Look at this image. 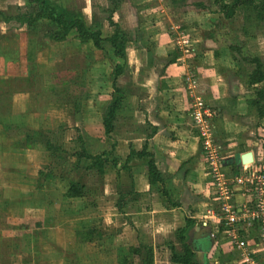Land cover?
<instances>
[{"label":"crops","instance_id":"crops-1","mask_svg":"<svg viewBox=\"0 0 264 264\" xmlns=\"http://www.w3.org/2000/svg\"><path fill=\"white\" fill-rule=\"evenodd\" d=\"M48 1L58 8L59 3L70 5L77 0ZM90 1L82 0L85 5ZM196 2L207 4L202 0H121L113 12L112 19L126 32L128 42L125 70L116 80L123 98L108 135L103 120L115 96L112 80L97 79L101 84L97 91L72 98L69 114L49 116L47 124L42 118L64 104L47 110L39 106L34 82L46 67L38 63L39 53L27 58V26L0 19V94L11 96L10 111L0 120L1 187L9 203L4 209L16 204L19 217L34 221L37 250L32 264H131L136 255L129 249L139 243L153 247L154 264L157 246L164 248L166 264H174L164 245L186 218L193 221L186 236L194 261L247 264L239 261L214 223L213 181L192 125L185 79L192 71L198 81L195 92L217 110L214 127L225 148L223 171L227 174L239 167L240 156L247 151L264 167V128L251 103L256 95L249 74L247 79L238 76L229 47L235 36L247 39L242 29L238 35V26L228 22L239 23L236 16L226 19L215 12L213 0L211 9L196 8ZM127 3L133 9L128 16L120 13ZM125 19L130 21L127 26ZM184 36L190 42L188 54L178 45ZM246 43L264 63L262 45ZM18 97L23 100L21 107L15 103ZM26 116L34 125L27 124ZM8 140L11 143L5 144ZM82 148L93 156L104 153L100 161H108L88 164L80 156ZM142 150L152 156L161 182H150L147 156L129 157L131 151ZM67 154L70 159L65 158ZM111 159H116L115 165ZM236 198L241 200L242 195L236 193ZM98 229L106 234L97 235ZM50 231L62 235L54 239L48 236ZM250 234L254 238L248 241L251 256L255 264H264V242L259 243L254 231ZM175 250L182 253V248Z\"/></svg>","mask_w":264,"mask_h":264},{"label":"rangeland","instance_id":"rangeland-1","mask_svg":"<svg viewBox=\"0 0 264 264\" xmlns=\"http://www.w3.org/2000/svg\"><path fill=\"white\" fill-rule=\"evenodd\" d=\"M190 1L195 2L196 0ZM202 2H206V6L208 7L210 0H202ZM90 3V5H85L82 0L74 1L70 5H62L59 3L57 9L66 18L83 16L84 18L82 19L85 25L97 26L101 29L103 36L110 35L113 31V27L108 25L106 21L108 15L106 8L108 4L105 3V0H91ZM136 3L137 1L135 2V5L140 6V9H142V4ZM29 6L30 4L27 0H0V13H3L4 15H16L21 11H29V9H31ZM130 7L132 8V5L127 3L120 13L123 11V15L128 16L131 9ZM209 7L211 9V6ZM131 11H133V9H131ZM137 13L140 17L145 16L144 12L139 9ZM249 14L251 15V19L250 15H248L242 7H239L235 14L237 18L236 20L239 21V23L232 19L228 21L229 23H235L234 25L238 26V33L236 34L239 35L242 29L246 37L245 39H247L245 41L241 40L240 35L235 36L232 40L236 39V41L229 46L236 55H233L235 60L234 63L237 67L238 76H241L242 79H247L246 75L248 76L253 68L252 65L246 64L243 61V58L254 55L259 56L258 54L251 53L250 49L246 48V42L253 41L254 44L257 45V48H259L260 45L264 48V13L253 11L249 12ZM148 21H153V18L148 19ZM240 22H243V25H241ZM128 23H130L129 19H125L124 24L127 26ZM10 26L16 27L15 24ZM47 27V25H41L39 28H31L28 31L26 38L28 37L29 44L31 41H34L35 44H37L38 47L34 53H39L38 56L40 57L41 62L38 63H41L46 67L45 70L39 72L40 76H38V80L36 79L34 82L35 89L39 91V106L45 107L44 110H47L51 106L56 107L64 104L62 109L54 110L51 114H47L48 116L46 118H42V120L48 124L50 123V121L47 120L49 119V116L58 115L63 117L64 115L69 114L70 109L72 110V104L69 100L78 97L79 95H85L87 91L88 93L91 91H97L101 85L100 82L96 83L98 82L97 79H101L100 81H103L102 79H110L109 73L116 58L107 42L102 44L103 46L101 49H97L91 42H87L86 44H88V48L86 50L85 43L81 44L79 40H77L74 36V31L69 34L67 40L61 42L45 40L42 37V32L46 31ZM49 48H52V51L47 54L46 52ZM106 74H109V76H106ZM72 79L76 81V83H74ZM79 79H89L90 81L87 83L86 80L80 81ZM82 82H84L83 85ZM65 99L68 100L67 103L66 101H63ZM15 101L17 107L22 106L23 100H20L19 97L15 99ZM82 103H86V101L83 100ZM91 103L92 102L89 104L92 105ZM25 120L28 125H34L31 118L28 119L26 116ZM9 143H11V140L5 142V144ZM65 158L70 159L71 155L67 154ZM227 174L231 175V173ZM7 204L9 203L3 196L0 177V264H32V257L35 256L33 253L37 250V245L34 242L36 241L35 235H37L36 229H34V221L27 220L25 217H19L15 208L16 204L11 203L12 205H9L7 206V209H4ZM181 223H183V220L182 218H179L178 225L180 226ZM178 228L179 227H177L172 233V238L164 245L168 250L167 258L170 262L172 260L171 252L175 250V247L177 248L175 251L181 252V244L179 243L176 234ZM104 233L106 234L105 231L98 229L97 235ZM60 235H62V233L59 231H50L48 233V236L54 239H58ZM45 237L48 240L47 235H45ZM42 239L44 238L41 236V240ZM173 242L175 244H172ZM160 248V246H157L156 248L157 264H166V259L162 253L164 248ZM131 264H141V255H136V258L132 257ZM174 264L179 263L174 262Z\"/></svg>","mask_w":264,"mask_h":264},{"label":"trees","instance_id":"trees-1","mask_svg":"<svg viewBox=\"0 0 264 264\" xmlns=\"http://www.w3.org/2000/svg\"><path fill=\"white\" fill-rule=\"evenodd\" d=\"M30 4L29 11L19 12L16 15H4L0 13V19L8 22L10 20H15L21 24H25L27 29L39 28L41 25H47L46 31L42 32V37L45 40L53 41H64L71 32H75V37L79 40L80 43L91 42L94 47L97 49L102 48V44L107 42L116 58H119L121 62H115L110 71V79L112 93L115 95L110 102L108 108L109 112L104 118L103 123L105 125V134L108 135L112 129V119L114 112L120 107L121 100L123 98V93L121 89L117 86L116 80L123 74L125 70V46L128 42L126 32L120 27V25L112 19L113 12L119 7L121 0H108L107 7V22L108 25L113 27V31L108 36H103L102 31L97 26H87L85 25L83 19L79 16L73 18H66L61 14L57 7L51 4L48 0H27ZM213 5L215 7V12L222 14L224 18L231 19L235 16L236 11L239 7H242L245 12L258 11L264 13V0H213ZM193 6L196 8L206 9L207 6L203 3H193ZM251 19V15H250ZM45 35V36H44ZM37 44L34 41H31L29 50L27 53V58L30 60L32 54L37 48ZM244 62L252 65L253 68L249 72V85L254 89L256 97L251 100V103L255 106L256 112L260 119L261 125L264 128V87L262 82L264 81V63L259 56H247L243 58ZM11 96L0 94V120L3 116L9 113L11 102ZM5 128V127H4ZM104 153L99 155H90L84 151H80V156L84 158L88 164L96 165L98 161L100 163L108 161L102 159ZM147 156L148 164V175L150 182H161L162 177L157 170L154 160L151 155L146 154L144 150L141 152L131 151L129 157L132 156ZM128 157V159H129ZM110 163L116 164V159L109 160ZM239 167H234L231 171V175L237 174ZM72 187V185H71ZM163 193L166 195V191L163 190ZM172 203V201H170ZM175 204V203H173ZM190 218L185 219V224L178 228L176 231L179 242L181 243L182 253L178 254L172 251V261L179 264H203L198 263L193 260V250L191 244L188 242L186 231L188 227L192 224ZM130 254L141 255V264H154V254L153 247L151 245H146L139 243L137 246L131 247L129 249ZM126 262V261H125Z\"/></svg>","mask_w":264,"mask_h":264},{"label":"built area","instance_id":"built-area-1","mask_svg":"<svg viewBox=\"0 0 264 264\" xmlns=\"http://www.w3.org/2000/svg\"><path fill=\"white\" fill-rule=\"evenodd\" d=\"M178 45L184 54L190 53L188 37H182ZM185 79L191 97L192 125L197 131L206 169L213 181L214 223L239 256V261L255 264L248 241L254 239L250 234L254 231L259 243L264 242V167L261 160L253 156L252 163L243 164L237 174L228 175L223 171L225 148L214 127L217 110L195 92L198 81L192 71ZM236 193L242 195L241 200L236 198Z\"/></svg>","mask_w":264,"mask_h":264},{"label":"water","instance_id":"water-1","mask_svg":"<svg viewBox=\"0 0 264 264\" xmlns=\"http://www.w3.org/2000/svg\"><path fill=\"white\" fill-rule=\"evenodd\" d=\"M253 161V153L251 151H247L240 156V161L238 162V166L241 167L243 164L252 163Z\"/></svg>","mask_w":264,"mask_h":264}]
</instances>
